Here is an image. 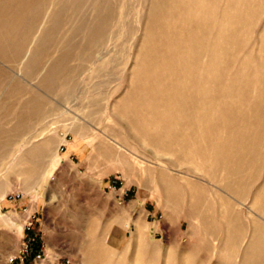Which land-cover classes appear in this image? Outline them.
I'll return each instance as SVG.
<instances>
[{
  "label": "rangeland",
  "instance_id": "374dc122",
  "mask_svg": "<svg viewBox=\"0 0 264 264\" xmlns=\"http://www.w3.org/2000/svg\"><path fill=\"white\" fill-rule=\"evenodd\" d=\"M158 4L0 0V199L19 192L38 217L34 234L17 227L0 239V264L28 237L54 264H264V242L253 245L264 234L251 224H264L254 205L264 200V136L254 178L235 184L247 212L215 162L150 141L184 138L157 122L144 128L147 137L127 126L136 115L123 114L122 102L157 38ZM247 13L234 67L258 48L264 0H252ZM231 59L229 51L223 64ZM224 212L236 223L224 227ZM9 237L14 248L6 250Z\"/></svg>",
  "mask_w": 264,
  "mask_h": 264
},
{
  "label": "bare ground",
  "instance_id": "6f19581e",
  "mask_svg": "<svg viewBox=\"0 0 264 264\" xmlns=\"http://www.w3.org/2000/svg\"><path fill=\"white\" fill-rule=\"evenodd\" d=\"M251 2L158 0L161 17L157 38L151 42L139 84L122 102L123 114L131 108L136 115L129 119L128 127L139 126L147 137L144 128L157 122L167 135L185 141L181 147L183 141L174 137L172 142L150 138L151 144L174 155L179 152V158L197 157L201 164L215 162L223 171L224 186L237 195L236 202L247 212L252 210L241 201L240 188L235 184L240 187L254 178L252 169L264 136V33L255 54L245 55L233 65L243 48L241 36L251 21L247 13ZM229 51L232 59L224 65V55ZM201 142L206 143L204 149L197 145ZM177 145L180 149L175 148ZM209 177L216 179V174ZM219 204L233 207L223 198ZM254 205L264 223V200ZM219 220L224 227L236 223L234 215L225 212ZM251 224L264 234V224ZM262 238L256 236L253 245H261Z\"/></svg>",
  "mask_w": 264,
  "mask_h": 264
},
{
  "label": "crops",
  "instance_id": "0c3cea01",
  "mask_svg": "<svg viewBox=\"0 0 264 264\" xmlns=\"http://www.w3.org/2000/svg\"><path fill=\"white\" fill-rule=\"evenodd\" d=\"M20 199V198H19ZM19 199L5 198L0 199V239L4 236H10L13 234L14 229L19 227L23 230V221L25 220L28 211L32 208L30 202H21ZM24 205V206H23ZM27 208L26 210H24ZM7 245L4 247L6 250L14 248L11 244V238ZM33 256L26 258V264H33ZM8 264V263H7ZM13 264H20V260L16 259ZM42 264H54L53 259L48 258L43 261ZM55 264H59L58 262Z\"/></svg>",
  "mask_w": 264,
  "mask_h": 264
},
{
  "label": "built area",
  "instance_id": "2783aa9c",
  "mask_svg": "<svg viewBox=\"0 0 264 264\" xmlns=\"http://www.w3.org/2000/svg\"><path fill=\"white\" fill-rule=\"evenodd\" d=\"M125 195H127V193H125ZM8 198L11 199H19L21 198V194L19 192L14 193V194H10L8 196ZM27 208H25L24 210H26ZM38 221V217L36 215V211H32L29 210L27 213V216L24 220V224H23V229L25 232H29L33 226V224L35 222ZM32 242H33V238H26L20 249L18 250V255L17 256H13L9 259V263L13 264L14 261L16 259L20 260V264L24 263V257H28L32 251ZM48 258V254L46 252V250L43 247V244L40 245V248L35 251L34 255H33V264H40L42 261L46 260ZM66 263H69V260H66Z\"/></svg>",
  "mask_w": 264,
  "mask_h": 264
},
{
  "label": "trees",
  "instance_id": "16d2710c",
  "mask_svg": "<svg viewBox=\"0 0 264 264\" xmlns=\"http://www.w3.org/2000/svg\"><path fill=\"white\" fill-rule=\"evenodd\" d=\"M36 228H37V225L34 223L33 226H32V228H31V230L29 231V234H31V235L34 234V231H35ZM38 247H39V245H37V243L34 244V239H33V242H32V251L30 253V256H33L34 255L35 251L38 250ZM23 264H26V258L24 259V263Z\"/></svg>",
  "mask_w": 264,
  "mask_h": 264
}]
</instances>
